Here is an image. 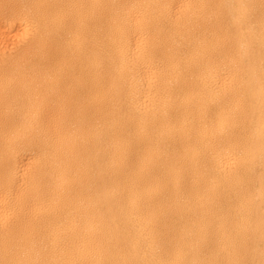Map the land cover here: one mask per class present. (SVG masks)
Listing matches in <instances>:
<instances>
[{"label":"bare ground","instance_id":"obj_1","mask_svg":"<svg viewBox=\"0 0 264 264\" xmlns=\"http://www.w3.org/2000/svg\"><path fill=\"white\" fill-rule=\"evenodd\" d=\"M0 264H264V0H0Z\"/></svg>","mask_w":264,"mask_h":264}]
</instances>
